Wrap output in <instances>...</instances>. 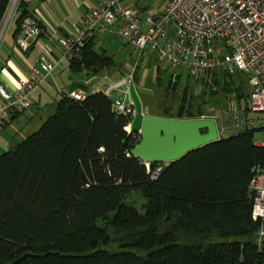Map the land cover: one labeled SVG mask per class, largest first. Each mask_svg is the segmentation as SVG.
<instances>
[{"label": "trees", "instance_id": "1", "mask_svg": "<svg viewBox=\"0 0 264 264\" xmlns=\"http://www.w3.org/2000/svg\"><path fill=\"white\" fill-rule=\"evenodd\" d=\"M9 2L0 0V23ZM27 15L17 19L19 32ZM94 39L70 60L74 71L115 64ZM220 71L201 81L212 94L233 91L221 86ZM195 108L184 99L176 114L162 116L203 115ZM131 119L104 91L83 100L62 95L36 132L0 155V264H264L249 191L253 167L264 162L258 129L162 163L152 178L159 162L149 170L131 153L140 138L127 130ZM135 191L144 211L126 201Z\"/></svg>", "mask_w": 264, "mask_h": 264}, {"label": "built area", "instance_id": "2", "mask_svg": "<svg viewBox=\"0 0 264 264\" xmlns=\"http://www.w3.org/2000/svg\"><path fill=\"white\" fill-rule=\"evenodd\" d=\"M21 1L10 0L2 19L3 30L13 19ZM135 1L102 0L98 7L91 8L81 23L74 24L73 35L58 38L62 59L81 56L86 42L97 29L110 28L132 47L137 61L151 50L155 59L185 79L211 80L216 70L243 73L251 86L244 103L232 98L218 115L196 118L214 119L219 139L258 129L262 138L255 144L264 149V117L259 116L264 114V0H168L164 11L144 16L137 8L126 4ZM42 32L35 18L25 16L17 45L28 50ZM58 64V60L39 59L29 76L20 78L18 88L13 91L0 83V129L16 113L32 107L34 93L54 76ZM132 81L131 73L105 90L110 95L113 90L126 87L124 95L114 100L119 113H134L128 100ZM58 91L76 100L86 97L82 90ZM146 166L150 170L149 162ZM163 167L159 163L152 178H156ZM249 191L253 195L252 217L261 223L257 238L261 243L264 239V162L253 167Z\"/></svg>", "mask_w": 264, "mask_h": 264}, {"label": "rangeland", "instance_id": "3", "mask_svg": "<svg viewBox=\"0 0 264 264\" xmlns=\"http://www.w3.org/2000/svg\"><path fill=\"white\" fill-rule=\"evenodd\" d=\"M167 2L168 0H139L140 5L147 6L146 12L142 13V15L158 14L164 11ZM108 49V54L114 56L116 63L122 66L124 74L133 73L137 68V77L134 78L132 84H135L143 102L144 111L147 114L162 116L166 112H170L174 115L178 112L184 99H189L195 105L196 111L202 110L203 115L215 116L224 110L232 98L241 101V98H239L240 93L235 91L236 88L241 87L244 94H248L251 89L247 76L236 73H223L220 71L218 72V77L221 86L229 82L233 91L227 92L223 90L212 94L209 91L210 88L202 82L192 78L185 79L177 73H172L166 68V64L155 59L154 53L151 50H147L144 56L137 61L132 47L128 43L120 41V39H117ZM96 71L99 70L96 69ZM87 72V75L82 72V74L75 75V77L84 76L86 78L88 75H96L97 79L93 84V88H103L114 81L108 77V71H103L102 73L97 72L99 74H94L92 70ZM209 83L211 84V82ZM49 85L51 96L48 105L45 102L35 104L34 107L25 110L21 118L17 119L9 129L0 131V155L4 151L13 149L17 143L36 132L47 117L54 112L55 108L53 106L55 105V100L57 98L59 99L62 94L56 92L57 89L55 91V83L53 81ZM221 86L218 85V87ZM125 88L120 92V95L119 92L114 91L110 93V96L114 100L117 97L123 96L126 91ZM90 90H92L91 87L87 91ZM128 100L131 101L130 97H128ZM242 102H244V99ZM259 116L264 117V114H259ZM261 138L262 132L257 131L254 140L258 141ZM126 201L139 208L140 211H144L146 199L141 192H133L127 197ZM99 222L104 224L102 220Z\"/></svg>", "mask_w": 264, "mask_h": 264}, {"label": "crops", "instance_id": "4", "mask_svg": "<svg viewBox=\"0 0 264 264\" xmlns=\"http://www.w3.org/2000/svg\"><path fill=\"white\" fill-rule=\"evenodd\" d=\"M101 1L102 0H22L15 10L13 19L4 30L2 29L3 21L0 23V83L4 84L9 90H16L19 86V79L27 78L31 69L36 65L39 59H47L58 60L59 64L54 72V76L45 81L34 93V103L32 107L41 102H45V104L48 105L51 96L49 88V83H51V81L55 83V91L57 89L56 92L58 93V89L64 92H69L74 89L82 90L85 95L96 91L105 92L110 84L103 88H93V84L97 79L96 75H88L86 78H84V76L75 77V75L82 74V72L87 75L88 72L87 70L79 72L74 71L71 66V61L62 59V51L57 44L59 37L73 35L75 33L74 24L81 23L87 12L91 8L98 7ZM126 4L130 7L137 8L142 13L146 12L147 6L140 5L139 0ZM25 9L39 22L43 29L42 34L31 43L29 49L26 51L22 50L17 45V38L21 33V31L19 32L18 30L19 23L17 19ZM93 37L95 38V50L99 53H105L106 55H109V46L114 44L117 39L127 43L121 35L115 33L110 28L103 31L97 29ZM112 57L114 58V56ZM100 71H94V74L108 71V77L114 80L113 82L131 74V72L130 74H124L122 66L118 65L116 60L112 68H103ZM89 87H91L92 90L87 91ZM122 90L124 89L121 88L120 90H113L112 92L117 91L120 95ZM57 101L58 98L55 100L53 108H55ZM22 114H24V112L18 114L10 124L0 129V131L9 129L17 119L21 118Z\"/></svg>", "mask_w": 264, "mask_h": 264}, {"label": "water", "instance_id": "5", "mask_svg": "<svg viewBox=\"0 0 264 264\" xmlns=\"http://www.w3.org/2000/svg\"><path fill=\"white\" fill-rule=\"evenodd\" d=\"M128 91L134 108L129 132L140 135L131 153L141 161L169 163L219 139L214 119H180L147 114L135 84H131Z\"/></svg>", "mask_w": 264, "mask_h": 264}, {"label": "bare ground", "instance_id": "6", "mask_svg": "<svg viewBox=\"0 0 264 264\" xmlns=\"http://www.w3.org/2000/svg\"><path fill=\"white\" fill-rule=\"evenodd\" d=\"M128 129H129V127H128Z\"/></svg>", "mask_w": 264, "mask_h": 264}]
</instances>
